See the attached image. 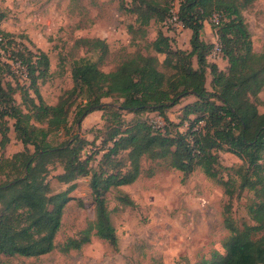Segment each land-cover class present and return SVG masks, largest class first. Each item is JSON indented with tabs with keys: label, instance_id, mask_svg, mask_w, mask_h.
Masks as SVG:
<instances>
[{
	"label": "trees",
	"instance_id": "16d2710c",
	"mask_svg": "<svg viewBox=\"0 0 264 264\" xmlns=\"http://www.w3.org/2000/svg\"><path fill=\"white\" fill-rule=\"evenodd\" d=\"M251 1L178 0L175 15L181 26L191 31L190 49L174 48L169 36L160 29L145 44L144 51L137 49L111 71L100 69L98 61L80 58L71 70L72 86L63 90L54 104L44 101L38 87L48 76L47 52L23 45L13 59L27 80L26 88L20 91L21 105L13 96L16 88L3 78L12 64L2 61L0 54V148L9 140L8 118L14 120L15 137L24 147L11 158L0 157V174L6 177L10 171L16 174L0 182V253L37 257L57 247L55 236L63 208L70 199L71 186L51 193L45 174L47 164L55 161L63 169L56 178L64 183L90 174L94 204V219L77 237L66 238L59 250L68 253L80 249L91 236L116 249L118 238L106 193L114 189L120 192L117 199L122 204L131 205V198L119 187L134 182L143 173L142 159L148 158L166 161L184 175L199 166L207 177L224 187L222 217L228 231L224 253L215 251L197 264H264V112H258L252 100L264 86V53L252 51L250 32L242 15V8ZM125 6L136 15L143 36V27L151 20L164 22L173 17L168 2L129 0ZM5 16L6 11L0 6V22ZM208 19L215 42L201 39V30ZM7 36L9 33L0 29V46L5 49ZM76 43L99 52L100 58L108 52L107 42L99 37H82ZM215 44L228 63L227 72L207 60ZM150 49L164 58L159 60L149 53ZM194 57L197 67L193 66ZM207 68L212 75V91L205 86ZM79 96L81 102L73 117L75 124L92 111L107 112L104 143L110 144L101 156L99 168L93 171L88 158H81L85 140L77 133H68V114ZM187 96L194 99L182 106V121L175 123L166 110ZM105 98L113 101L104 102ZM122 112H157L163 125L136 119L125 126ZM185 121L188 125L181 130ZM60 129L68 138L53 144L50 134ZM217 148L233 152L243 162L235 169L237 188L253 191L254 199L248 205L253 225L244 222L239 226L232 216L235 180L219 176L223 166L218 164L214 153ZM120 152H125L127 160L123 166L116 159ZM109 165L113 167L103 168ZM153 173L148 168L146 174Z\"/></svg>",
	"mask_w": 264,
	"mask_h": 264
},
{
	"label": "rangeland",
	"instance_id": "374dc122",
	"mask_svg": "<svg viewBox=\"0 0 264 264\" xmlns=\"http://www.w3.org/2000/svg\"><path fill=\"white\" fill-rule=\"evenodd\" d=\"M128 1L0 0V6L6 11L0 29L9 33L6 38L9 40L7 48L0 46L1 60L12 64L11 73L7 70L3 78L16 88L13 95L15 101L21 105L20 91L27 85L23 69L13 61L23 45L31 50L40 48L48 54V76L38 85L47 104H54L60 93L72 86L71 70L80 58L98 61L100 69L111 71L137 49L144 51L145 44L151 42L160 29L169 36L174 48L190 49L191 31L183 28L175 17L178 0H158L172 6L173 17L164 22L151 20L149 25L143 27L144 36L141 33L142 27L135 20L136 15L126 9ZM242 15L250 32L252 51L264 53V0H252L242 8ZM211 25L208 19L201 30V39L206 42L215 41ZM82 37L104 39L108 52L100 58L99 52L76 43ZM149 53L155 54L151 49ZM155 55L159 60L164 58V55ZM207 60L215 62L223 72H227L228 63L221 55H208ZM192 62L197 67L195 57ZM205 86L212 91L210 68L206 69ZM193 99V96L181 98L179 103L166 110L167 116L175 123L181 122L182 106ZM252 100L258 112H264V86ZM103 101L111 102L113 99L105 98ZM80 102L81 96L74 100L68 114V133H77L85 140L81 158H88V166L93 171L99 168L101 156L110 144L104 143L107 112L92 111L79 124H75L73 117ZM121 118L125 126L136 119L148 121L154 126L163 125L162 116L157 112H122ZM13 121L8 118L9 140L0 148V157L11 158L24 150L22 143L15 137ZM187 125L185 121L180 129L184 130ZM169 129L174 130L173 126H169ZM66 138L68 135L62 129L56 134H50L53 144ZM29 149L32 152V147ZM214 153L218 164L223 166L219 169V176L224 180L229 177L235 180L232 197V216L235 222L239 226L244 222L255 224L248 212V205L254 199L253 191L237 188L239 179L235 169L243 163L242 160L225 149H214ZM116 159L122 166L127 164L125 152H120ZM47 167L45 180L51 193L64 191L71 186L68 193L70 199L63 208L60 228L55 236L57 247L37 257L0 253V264H197L210 258L215 251L224 253L223 243L228 236L222 217V206L226 200L224 187L207 177L199 166L184 175L180 170L168 166L166 161L148 158L141 161L143 173L131 184L119 187V190L129 195L133 202L131 205L122 204L117 199L120 192L114 189L106 193V204L118 238L117 248L91 236L90 241L80 249L62 253L58 246L68 237H77L94 219L91 176H79L64 183L56 178L63 172L59 162L47 164ZM110 167L113 166L103 168ZM148 168L154 170L150 176L146 174ZM9 174V177L0 174V182L16 175L13 171Z\"/></svg>",
	"mask_w": 264,
	"mask_h": 264
},
{
	"label": "built area",
	"instance_id": "2783aa9c",
	"mask_svg": "<svg viewBox=\"0 0 264 264\" xmlns=\"http://www.w3.org/2000/svg\"><path fill=\"white\" fill-rule=\"evenodd\" d=\"M176 10H177V8H176ZM176 10H175V13H176ZM211 54H212V56H214V55H221L220 47L217 44H215V46L213 47V50H212Z\"/></svg>",
	"mask_w": 264,
	"mask_h": 264
},
{
	"label": "crops",
	"instance_id": "0c3cea01",
	"mask_svg": "<svg viewBox=\"0 0 264 264\" xmlns=\"http://www.w3.org/2000/svg\"><path fill=\"white\" fill-rule=\"evenodd\" d=\"M215 37V36H214ZM213 42H215V41H213Z\"/></svg>",
	"mask_w": 264,
	"mask_h": 264
}]
</instances>
